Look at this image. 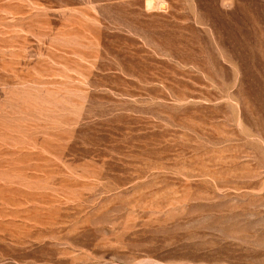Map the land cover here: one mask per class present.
Wrapping results in <instances>:
<instances>
[{
	"label": "rangeland",
	"instance_id": "1",
	"mask_svg": "<svg viewBox=\"0 0 264 264\" xmlns=\"http://www.w3.org/2000/svg\"><path fill=\"white\" fill-rule=\"evenodd\" d=\"M0 264H264V0H0Z\"/></svg>",
	"mask_w": 264,
	"mask_h": 264
},
{
	"label": "bare ground",
	"instance_id": "2",
	"mask_svg": "<svg viewBox=\"0 0 264 264\" xmlns=\"http://www.w3.org/2000/svg\"><path fill=\"white\" fill-rule=\"evenodd\" d=\"M152 2H153V1H152ZM147 6H151V2H150V1H148Z\"/></svg>",
	"mask_w": 264,
	"mask_h": 264
}]
</instances>
